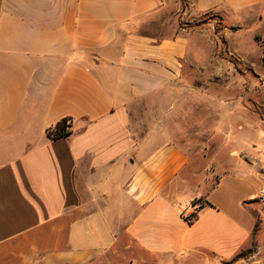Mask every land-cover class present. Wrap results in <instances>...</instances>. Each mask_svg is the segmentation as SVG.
<instances>
[{
	"label": "crops",
	"instance_id": "1",
	"mask_svg": "<svg viewBox=\"0 0 264 264\" xmlns=\"http://www.w3.org/2000/svg\"><path fill=\"white\" fill-rule=\"evenodd\" d=\"M186 2L230 60L210 28L164 29L177 0H0V264H264V224L248 197L218 203L214 162L238 108L253 120L254 78L264 107V0ZM246 28L261 72L234 49ZM64 118L72 135L48 138Z\"/></svg>",
	"mask_w": 264,
	"mask_h": 264
},
{
	"label": "rangeland",
	"instance_id": "2",
	"mask_svg": "<svg viewBox=\"0 0 264 264\" xmlns=\"http://www.w3.org/2000/svg\"><path fill=\"white\" fill-rule=\"evenodd\" d=\"M178 5L180 6L178 9L172 8L170 9V15L168 18H166V21H170L171 25L168 23H165L164 29H170V27L173 25V27H187V28H207L211 29L212 34H214V38L218 41L219 49L218 54L222 57L230 60L231 58L228 51L227 44H224L223 42V23L220 21V19L214 15V14H206L201 15L199 17L193 18L188 17L185 15L186 10L189 8V4L186 2V0H177ZM235 31V30H233ZM254 28H246L244 29L240 34L235 35V40L237 43L238 48H234L235 51L237 50H246V48H249V52L246 56V61L251 64L258 72H261L262 67V55L259 52L257 47H254ZM261 43V42H260ZM252 46L254 48H252ZM237 72H244V67L237 65L236 66ZM254 82V91H253V98L250 102H245L244 105L247 107V114L251 113L252 115V122L250 121L249 116H243V109L242 107L238 108L237 113L239 115H242V121L238 119L234 124H230L229 128H226L223 130L224 135L221 136V141L226 136H234L238 140L231 143V147L228 146H222L218 153L216 154L214 158V162L217 163V170L221 175H224L227 171L229 174L225 175L227 179L224 183V189L219 193L216 197V200L218 203L224 204V202H227L229 198H231L232 201H235L236 199H239L241 197H248L249 203L254 204L251 206V211L256 218L257 222L259 224H264V210L262 205L256 200L255 195L259 191L261 183L259 180H257L256 172L259 170L261 163L263 162L264 165V107H262V96L260 91V85L261 82L258 80V78L253 79ZM225 100L229 101L232 99H235L234 106H238V99L239 97H229L224 98ZM194 104V103H193ZM220 107V106H219ZM197 123L194 122V120H191V122L188 123V127L186 131L189 132L191 139L190 142H194V144L189 145V148L195 149L197 152L201 150V139H198L196 137L197 132ZM218 136V135H217ZM242 141L244 144L241 146L238 141ZM240 148L245 149L246 154L252 158L251 164L246 163V166L243 165V162H241L240 155ZM215 149V146L212 147L211 152H213ZM229 149L234 150L237 156V162L235 163L234 160H232L229 157ZM262 160V162L260 161ZM207 162H204L203 168L204 169L207 165ZM241 162V163H240ZM224 181V180H223ZM228 203V202H227ZM262 207V211L259 207V204Z\"/></svg>",
	"mask_w": 264,
	"mask_h": 264
},
{
	"label": "trees",
	"instance_id": "3",
	"mask_svg": "<svg viewBox=\"0 0 264 264\" xmlns=\"http://www.w3.org/2000/svg\"><path fill=\"white\" fill-rule=\"evenodd\" d=\"M232 30H236V29L232 28ZM72 128H73V119L64 118L61 121H59L54 127H51L47 130V137L50 138L51 140L68 138L73 133Z\"/></svg>",
	"mask_w": 264,
	"mask_h": 264
},
{
	"label": "built area",
	"instance_id": "4",
	"mask_svg": "<svg viewBox=\"0 0 264 264\" xmlns=\"http://www.w3.org/2000/svg\"><path fill=\"white\" fill-rule=\"evenodd\" d=\"M257 201L262 205L263 210H264V187H262L258 193H257V197H256ZM184 218L186 219V221L190 224L194 223L196 220V216L194 212H189V213H185L184 214ZM261 248H255L253 250V253L251 254V258L252 259H256L260 256L261 254Z\"/></svg>",
	"mask_w": 264,
	"mask_h": 264
}]
</instances>
